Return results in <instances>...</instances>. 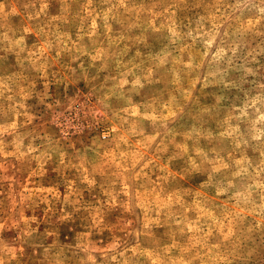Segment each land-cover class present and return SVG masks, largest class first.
<instances>
[{
	"label": "rangeland",
	"instance_id": "374dc122",
	"mask_svg": "<svg viewBox=\"0 0 264 264\" xmlns=\"http://www.w3.org/2000/svg\"><path fill=\"white\" fill-rule=\"evenodd\" d=\"M0 264H264V0H0Z\"/></svg>",
	"mask_w": 264,
	"mask_h": 264
}]
</instances>
